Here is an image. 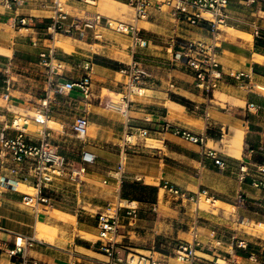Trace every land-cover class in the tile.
<instances>
[{"label": "crops", "instance_id": "0c3cea01", "mask_svg": "<svg viewBox=\"0 0 264 264\" xmlns=\"http://www.w3.org/2000/svg\"><path fill=\"white\" fill-rule=\"evenodd\" d=\"M118 1L131 5L130 0ZM176 2L153 0L148 17L137 22L151 40L138 57L152 76L144 81L143 94L133 96L130 120L111 106L125 92L128 78L122 69L133 59L130 37L108 29L100 42L61 35L69 48L57 46L56 78L76 80L89 73L92 94L86 98L75 88L56 96L50 103L48 118L51 141L76 167L82 164L83 149L96 153L97 159L87 164L84 172L57 176L45 191L48 201L38 207L24 200L34 184L33 177L18 178L27 174L28 168L11 158L6 159V165H0L2 175L18 180L17 184H6L0 195L2 264H13L9 249L15 246L18 236L24 241L31 238L27 254L45 263L105 264L109 257L98 243V213L125 201L127 204L136 201L139 216L135 225L127 224L121 230L120 245L124 247L119 250L121 255L132 250L153 255L167 264H182L174 255L179 242L162 250L155 249V242L161 239V234L163 239L171 238L173 242L190 239V228L176 229L170 218L172 215L185 221L190 213L200 217L204 242L198 251L200 263L233 260L234 264H264V234H256L247 226L264 223V189L252 183L260 177L257 173L242 179L240 169L242 162L253 166L264 159V108L257 111L248 106L252 102L264 106V0H230L232 18L219 32L223 78L213 94L198 89L193 72L173 60L176 38L210 41L213 35L206 20L191 23L176 18L172 13ZM99 5L75 0L68 7L75 14L84 8L98 11ZM21 12L29 16L51 15L33 4L23 6ZM10 14L0 16V45L13 50L12 55L0 52V75L3 72L7 76L0 84V133L15 117L37 114L47 87V68L40 63L39 53L48 42L31 45L36 61L30 63L38 67L36 76L28 82L19 81L18 85L12 81L9 74L15 67L17 52L14 44H6L15 37L11 31L2 30V24L10 25ZM26 31L21 34L34 37L32 29ZM98 43L101 47L95 46ZM241 71L249 77L236 78ZM172 81L177 87L170 89ZM80 114L89 118L86 141L78 139L72 129ZM26 126L37 141L42 125L31 117ZM177 128L194 134L206 133V145L217 149L228 165L222 168L213 158H204V145L176 133ZM141 129H148L149 134L138 137L137 144L125 152L127 133ZM240 130L242 151L237 156L228 151L226 141ZM9 132L14 134L15 130ZM13 167L20 171L14 172ZM166 182L189 194L207 189L209 196L222 204L208 210L196 202L190 201L188 205L185 200L186 209L182 212L172 203L171 199L178 198L164 187ZM162 191L166 198L163 205ZM241 194L244 201L239 198ZM155 213L164 215V220L156 221L152 216ZM39 223L52 226L49 237L38 236ZM235 238L245 239L248 246L237 247ZM252 254L258 258H252ZM147 260L144 257L143 263Z\"/></svg>", "mask_w": 264, "mask_h": 264}, {"label": "built area", "instance_id": "2783aa9c", "mask_svg": "<svg viewBox=\"0 0 264 264\" xmlns=\"http://www.w3.org/2000/svg\"><path fill=\"white\" fill-rule=\"evenodd\" d=\"M71 1L75 0H0V16L11 12L8 20L13 28L19 31L32 29L35 35L31 40L35 46L48 42L45 46L46 48L39 53L40 63L47 68V87L42 101V108L37 114L15 117L11 125L5 127L0 133V165H6V159L11 158L14 162L28 168L27 174L20 175L18 178L27 179L29 176L33 177V192L25 193L24 200L36 207L48 201L45 191L49 183L57 176L84 172L86 165L95 162L97 159L96 153L83 149L82 164L76 167L70 158L62 154L51 141V132L48 126V118L52 110L50 103L56 99L58 94L70 92L75 88H78L87 98L92 94L93 83L92 76L89 73L76 80L62 81L56 78V68L59 67V63L56 62L58 36L66 35L100 42L104 38V31L108 29L130 37L129 50L133 59L122 69L128 78L124 84L125 92L120 101L111 104L113 108L121 111L127 120H130L129 110L133 102V96L143 94V83L152 76L150 69L138 57L141 54L140 50L148 47L151 40L137 22L139 19L148 17V8L153 4V0H130V4L135 8V15L129 21L85 8L80 13L72 14L68 7ZM76 1L96 4V0ZM28 4H33L41 10L49 11L51 15L41 17L22 13L21 8ZM229 4L230 0H178V2L173 4L172 13L176 18H183L191 23H198L202 20L210 23V29L213 34L210 41L176 38L173 59L175 62L186 65L193 72L195 86L207 94H213L223 78V70L219 60L221 41L219 32L221 27L232 18ZM245 77H249V75L243 71L236 74V78L244 80ZM169 87L170 89L176 88L177 83L172 81ZM248 106L249 109L257 111L264 108V106L253 102ZM31 117L42 125L41 129H39L37 141L27 131L26 125ZM88 128V116L86 114L78 115L72 125L75 136L81 141H86ZM10 129H14L15 133L11 134L9 132ZM175 132L189 140L203 144L204 158H213L215 163L222 168L228 165V161L217 149L209 148L206 145V133L194 134L182 128H177ZM148 134V129L128 132L125 136V152L127 148L137 144L136 140L138 137L147 136ZM121 166H123V163ZM240 169L242 179L252 173H257L260 177L254 179L252 183L264 189V159L253 166L247 162H242ZM12 170L14 172L20 171L19 168L14 167ZM8 183L17 184L18 180L0 173V195ZM164 187L173 196L182 201L191 200L199 203L202 195L209 196L207 189L189 194L187 191L167 182ZM239 198L241 201L245 200V196L242 194ZM138 216L139 207L137 205L123 202H116L98 213V243L109 257L105 264H167L165 260L155 258L153 255L147 256L132 250L121 255L119 250L124 248L120 245L121 230L127 224L135 225ZM200 226V217H194L190 226V239L180 241L176 246L175 256L182 264H207L200 263V255L198 254L199 249L204 244L201 239ZM2 230L3 227L0 223V231ZM235 240L237 247L245 248L248 246V242L245 239L235 238ZM31 241V238L24 241L22 237H17L15 246L9 249L10 255L14 257L13 264H66L61 262L45 263L29 256L26 248ZM218 243L220 244L221 241L219 240ZM262 249L264 252V246H262ZM1 250L2 248H0ZM136 256H138L137 261H135ZM144 257H147L148 260L143 263ZM251 257L257 259L258 255L252 254ZM0 264H2L1 261ZM216 264H234V261L227 260L221 263L216 260Z\"/></svg>", "mask_w": 264, "mask_h": 264}, {"label": "rangeland", "instance_id": "374dc122", "mask_svg": "<svg viewBox=\"0 0 264 264\" xmlns=\"http://www.w3.org/2000/svg\"><path fill=\"white\" fill-rule=\"evenodd\" d=\"M99 3V1H96V4ZM100 7L98 8V11L109 15L111 17H115V18H119L122 20H132L134 15H135V9L129 5V4H125V3H121V2H113V11H107L103 8V6L101 5V3H99ZM2 30L5 32H12V36L15 37L14 41L10 40L9 42H7L6 45L9 44H14V47L16 49L17 55H16V64L15 67H13V72L10 73V76H13V80L15 81L18 85L19 81H29L31 77H35V73L37 71V68L35 65L31 64L30 62L33 61L35 62V55L34 53L31 51V45H32V40L30 39V35H24L27 33V31L24 29L22 32L24 34H21L20 32H18L17 30L13 29L9 24H2ZM110 34L114 37H117V34H115L114 32H110ZM61 38V36H58V40ZM118 38V37H117ZM111 38L109 37V40ZM57 46H59L58 41L56 42ZM96 47H101V44H95ZM2 75H0V84L1 82H4V78L7 79V76L3 75L4 73L1 72ZM119 100H115L114 102H118ZM30 192H33V188H31ZM206 198V199H205ZM165 196H164V192H161V204L163 205V202H165L166 200ZM209 196H205L202 195L201 196V200L198 204V206L200 208H205L208 210H213L215 207L211 206L212 201H208L207 203L210 204V206L208 207H204L203 203L207 200H209ZM172 203H174L175 205L178 206V208H181L182 212L185 211L186 209V205L183 203L185 201H182L181 199H171ZM191 200H186V204L189 205V202ZM194 202V201H191ZM128 203V202H127ZM134 204V203H133ZM197 204L194 203L195 206H197ZM153 218L158 221H163L164 219L162 218L163 216L160 215L159 213H155L154 215H152ZM165 216H169V215H165ZM170 218H173L174 222L173 224L176 226V229H182V230H187L188 227L190 228L192 221L194 219V217L188 213L187 214V218L185 219V221H179L178 217H174L172 215H170ZM178 223V224H177ZM162 224V223H161ZM179 226V227H178ZM248 228L256 233V234H264V224H260V223H255L253 222L250 226L247 225ZM253 226V227H252ZM164 235L161 234V239L157 240L155 242V249L158 250H162V249H168L170 246H174L176 242H180L179 240H176L175 242H173V240L170 238H168L166 240L163 239ZM147 254H150V252H146ZM175 255V254H174ZM135 261L138 260V256L135 257ZM221 263H224L225 261H221Z\"/></svg>", "mask_w": 264, "mask_h": 264}, {"label": "bare ground", "instance_id": "6f19581e", "mask_svg": "<svg viewBox=\"0 0 264 264\" xmlns=\"http://www.w3.org/2000/svg\"><path fill=\"white\" fill-rule=\"evenodd\" d=\"M99 1V0H98ZM113 2H120L118 0H100L99 3H101V5L103 6V8L107 11H113ZM123 3V2H121ZM232 29V28H231ZM243 34V33H242ZM67 38V37H66ZM69 38V37H68ZM70 40V39H69ZM58 41V44L59 46L61 47H65V48H69V45L66 41H63L62 39H59L57 40ZM73 42V41H72ZM73 46V45H72ZM71 47V46H70ZM64 48V49H65ZM66 49V50H67ZM68 51V50H67ZM0 52L1 54L4 53V54H8V55H12L13 54V50L9 47H5V46H2L0 45ZM257 56V55H256ZM31 127V125H30ZM28 127V128H30ZM242 130L240 131H237V133L235 134L234 137H232L231 139H228V151L233 154V155H237L239 156L240 155V152L242 151L241 148H242ZM239 158V157H238ZM209 200L205 201L203 203V206L204 207H208L210 206V204H208L207 202L208 201H212L211 203V206L213 207H217L219 204H222L221 200L215 198V197H211L209 196ZM206 199V198H205ZM128 201H125L123 203L127 204ZM130 204H136V201H131L129 202ZM218 210V209H217ZM260 224H264V223H260ZM249 225V224H248ZM253 227V226H252ZM38 229H39V233H38V236L39 237H49V233L50 231L52 230V226L46 224V223H39L38 225ZM222 261V260H221Z\"/></svg>", "mask_w": 264, "mask_h": 264}]
</instances>
